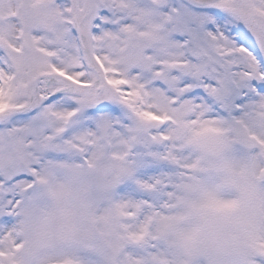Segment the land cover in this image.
<instances>
[{
	"label": "snow or ice",
	"instance_id": "obj_1",
	"mask_svg": "<svg viewBox=\"0 0 264 264\" xmlns=\"http://www.w3.org/2000/svg\"><path fill=\"white\" fill-rule=\"evenodd\" d=\"M0 264H264V0H0Z\"/></svg>",
	"mask_w": 264,
	"mask_h": 264
}]
</instances>
